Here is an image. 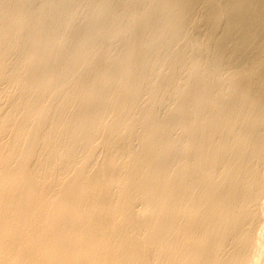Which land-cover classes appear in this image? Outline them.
<instances>
[{
    "label": "bare ground",
    "instance_id": "6f19581e",
    "mask_svg": "<svg viewBox=\"0 0 264 264\" xmlns=\"http://www.w3.org/2000/svg\"><path fill=\"white\" fill-rule=\"evenodd\" d=\"M0 264H264V0H0Z\"/></svg>",
    "mask_w": 264,
    "mask_h": 264
}]
</instances>
